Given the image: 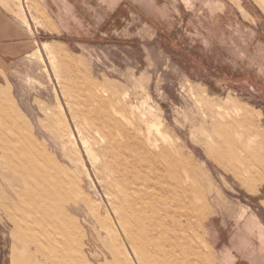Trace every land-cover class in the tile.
Returning <instances> with one entry per match:
<instances>
[{"label":"rangeland","instance_id":"obj_1","mask_svg":"<svg viewBox=\"0 0 264 264\" xmlns=\"http://www.w3.org/2000/svg\"><path fill=\"white\" fill-rule=\"evenodd\" d=\"M97 111L194 194L179 264H264V0H0V264H156Z\"/></svg>","mask_w":264,"mask_h":264},{"label":"bare ground","instance_id":"obj_2","mask_svg":"<svg viewBox=\"0 0 264 264\" xmlns=\"http://www.w3.org/2000/svg\"><path fill=\"white\" fill-rule=\"evenodd\" d=\"M93 114L91 127L108 144V147H102L103 154L108 157V167L115 175L114 183L124 195L120 203L125 206V210L120 213L119 219L124 222L131 241L134 245H140L156 264H179L175 255H185V251L180 248L186 232L181 230L182 218L188 215L187 209L191 208L184 211L185 202L192 204L194 194L182 193L181 190L166 185L163 174L161 178H152L150 181L135 175L130 144L127 141L129 137L127 139L123 136L118 115L102 111ZM173 225L175 232L172 231Z\"/></svg>","mask_w":264,"mask_h":264},{"label":"crops","instance_id":"obj_3","mask_svg":"<svg viewBox=\"0 0 264 264\" xmlns=\"http://www.w3.org/2000/svg\"><path fill=\"white\" fill-rule=\"evenodd\" d=\"M117 5H118V4H117ZM8 36H9V35H8ZM8 36H6V37H8ZM10 36H12V35H10ZM24 40H34V39L28 36V37H25ZM24 40H21V41H24ZM35 40H36V39H35Z\"/></svg>","mask_w":264,"mask_h":264}]
</instances>
